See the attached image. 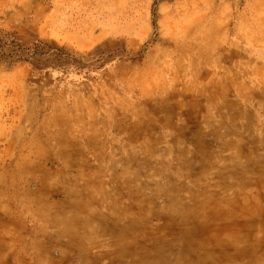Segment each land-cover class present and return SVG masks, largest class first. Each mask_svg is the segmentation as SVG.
<instances>
[{"label": "rangeland", "instance_id": "1", "mask_svg": "<svg viewBox=\"0 0 264 264\" xmlns=\"http://www.w3.org/2000/svg\"><path fill=\"white\" fill-rule=\"evenodd\" d=\"M2 35L0 264H264V0H0Z\"/></svg>", "mask_w": 264, "mask_h": 264}, {"label": "trees", "instance_id": "2", "mask_svg": "<svg viewBox=\"0 0 264 264\" xmlns=\"http://www.w3.org/2000/svg\"><path fill=\"white\" fill-rule=\"evenodd\" d=\"M8 50V52H6ZM21 47L15 42L6 36H0V59H3L7 62H12L16 57L21 56L22 54Z\"/></svg>", "mask_w": 264, "mask_h": 264}]
</instances>
